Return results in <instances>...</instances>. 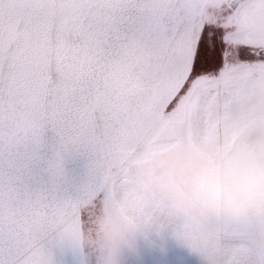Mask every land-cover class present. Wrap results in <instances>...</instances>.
<instances>
[{
	"label": "snow or ice",
	"instance_id": "1",
	"mask_svg": "<svg viewBox=\"0 0 264 264\" xmlns=\"http://www.w3.org/2000/svg\"><path fill=\"white\" fill-rule=\"evenodd\" d=\"M0 264H264V0H0Z\"/></svg>",
	"mask_w": 264,
	"mask_h": 264
},
{
	"label": "crops",
	"instance_id": "2",
	"mask_svg": "<svg viewBox=\"0 0 264 264\" xmlns=\"http://www.w3.org/2000/svg\"><path fill=\"white\" fill-rule=\"evenodd\" d=\"M219 127H217L215 124L201 125V127L197 125V127H193L190 133H193L195 128L197 135H199V133L202 135V139L205 141L206 147L220 148L225 145L227 140L232 139L233 136L229 138L226 134L224 126L222 125L221 129H219ZM217 140L218 143H216ZM214 142L216 144H214ZM177 158L182 163H189L195 161V156L183 147L177 149Z\"/></svg>",
	"mask_w": 264,
	"mask_h": 264
},
{
	"label": "rangeland",
	"instance_id": "3",
	"mask_svg": "<svg viewBox=\"0 0 264 264\" xmlns=\"http://www.w3.org/2000/svg\"><path fill=\"white\" fill-rule=\"evenodd\" d=\"M194 127H197V125ZM199 127H201V125H199ZM221 127H222V125H220L219 129H221ZM189 135L194 142H198V143L205 146V141L202 139V135L200 133H199V135H197L195 128H194V132L189 133ZM236 139H237L236 136H233L232 139L227 140L225 145L223 147H220V148H218V147L217 148H213V147L208 148L206 146H205V148L208 150H211L214 153L220 154V155H227L230 152L233 143L236 142ZM253 140H254L253 134H248L244 137V142H246V143H252ZM216 143H218V140L216 141ZM216 143L214 142V144H216Z\"/></svg>",
	"mask_w": 264,
	"mask_h": 264
}]
</instances>
